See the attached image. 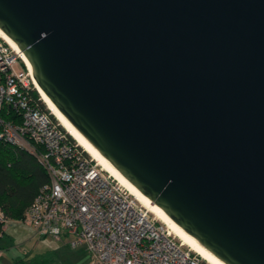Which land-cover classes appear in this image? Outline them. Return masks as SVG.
<instances>
[{
    "label": "water",
    "instance_id": "water-1",
    "mask_svg": "<svg viewBox=\"0 0 264 264\" xmlns=\"http://www.w3.org/2000/svg\"><path fill=\"white\" fill-rule=\"evenodd\" d=\"M56 108L224 264H264V0H0Z\"/></svg>",
    "mask_w": 264,
    "mask_h": 264
},
{
    "label": "built area",
    "instance_id": "built-area-1",
    "mask_svg": "<svg viewBox=\"0 0 264 264\" xmlns=\"http://www.w3.org/2000/svg\"><path fill=\"white\" fill-rule=\"evenodd\" d=\"M32 71L0 36V139L36 156L48 174L24 221L84 245L89 264H209L40 106ZM5 226L10 219L0 213Z\"/></svg>",
    "mask_w": 264,
    "mask_h": 264
},
{
    "label": "trees",
    "instance_id": "trees-1",
    "mask_svg": "<svg viewBox=\"0 0 264 264\" xmlns=\"http://www.w3.org/2000/svg\"><path fill=\"white\" fill-rule=\"evenodd\" d=\"M40 106L45 108L41 101ZM48 182V174L35 155L0 139V213L5 219L24 221L27 208ZM6 226L0 220V238ZM11 264H52V258L44 251L29 259L16 257Z\"/></svg>",
    "mask_w": 264,
    "mask_h": 264
},
{
    "label": "rangeland",
    "instance_id": "rangeland-1",
    "mask_svg": "<svg viewBox=\"0 0 264 264\" xmlns=\"http://www.w3.org/2000/svg\"><path fill=\"white\" fill-rule=\"evenodd\" d=\"M68 240L65 237L62 241L41 237L27 221H11L0 238V264H11L16 257L29 259L44 251H49L52 264H89L91 255L86 247H73Z\"/></svg>",
    "mask_w": 264,
    "mask_h": 264
},
{
    "label": "bare ground",
    "instance_id": "bare-ground-1",
    "mask_svg": "<svg viewBox=\"0 0 264 264\" xmlns=\"http://www.w3.org/2000/svg\"><path fill=\"white\" fill-rule=\"evenodd\" d=\"M0 36L3 38L16 52L19 53L22 60L27 64L31 70L30 63L26 56L21 52L19 47L0 29ZM33 84L41 97V100L46 105L48 110L60 122V124L67 130V132L81 145L105 170L113 175L122 185H124L143 205H145L151 212H153L159 220L164 222L173 233L180 238L193 251L199 254L209 264H224L192 236L180 228L161 208L153 204L146 196H144L138 189H136L111 163H109L102 154L88 141L86 138L62 115L51 100L43 92L32 74Z\"/></svg>",
    "mask_w": 264,
    "mask_h": 264
},
{
    "label": "crops",
    "instance_id": "crops-1",
    "mask_svg": "<svg viewBox=\"0 0 264 264\" xmlns=\"http://www.w3.org/2000/svg\"><path fill=\"white\" fill-rule=\"evenodd\" d=\"M0 254H1V252H0Z\"/></svg>",
    "mask_w": 264,
    "mask_h": 264
}]
</instances>
